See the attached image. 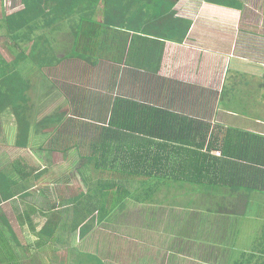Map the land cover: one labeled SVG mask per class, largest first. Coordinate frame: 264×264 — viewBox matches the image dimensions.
I'll return each instance as SVG.
<instances>
[{"label": "trees", "instance_id": "16d2710c", "mask_svg": "<svg viewBox=\"0 0 264 264\" xmlns=\"http://www.w3.org/2000/svg\"><path fill=\"white\" fill-rule=\"evenodd\" d=\"M18 2L19 8L11 13H4L0 6V35L14 44L9 45L10 52L18 51L10 53V63L4 61L0 66V96L13 101L19 92L14 79L18 64L31 62L38 70L63 62V69L70 66L67 64L80 66L87 82L66 84L47 79L54 91L61 90L69 100L68 112L74 118L67 114L63 119L48 118L34 145L48 154L76 152V163L68 173L55 176L52 184H65V188L78 176L84 188L67 196L58 187L64 196L52 193L53 203L44 198L50 200L44 206L43 199H25L30 195L27 178L30 175L37 181L48 170L37 175L34 167L25 170L22 175L27 186L18 185L21 195L17 200L24 209L20 221L29 230L27 246L17 236L10 240L0 232V264H22L35 249L48 248L46 257L52 253V244L69 254L60 264H110L104 261L109 251L103 250L102 242L94 241V248H99L95 254L77 247L89 245L98 228L118 225L121 218L116 212L123 211L130 200L151 203L154 188L176 176L212 173L216 177L206 176L202 181L215 185L229 175L233 187L263 191L264 138L233 130L216 133L211 122L202 120L206 116H200L206 109L181 104L190 101L189 86L172 81L163 72V62L177 58L175 50L181 48L197 6L204 2L233 7L237 0ZM61 36L69 51L64 58L57 45ZM26 45H31L29 50H21ZM12 68L14 77L7 72ZM186 107L193 108L194 115L186 114ZM216 151L221 152L220 157ZM18 170L23 169L16 168L13 176L3 180H13ZM136 181L138 188L131 189ZM51 213L61 215L62 222L49 232Z\"/></svg>", "mask_w": 264, "mask_h": 264}, {"label": "crops", "instance_id": "0c3cea01", "mask_svg": "<svg viewBox=\"0 0 264 264\" xmlns=\"http://www.w3.org/2000/svg\"><path fill=\"white\" fill-rule=\"evenodd\" d=\"M245 11L241 1L233 7L202 2L190 17V29L181 48L178 52L175 50L177 58L164 61L163 72L172 81L189 86L190 101L181 104H197L206 109L200 116H206L202 120L211 122L216 133L223 135L233 130L264 138V14L257 10ZM0 57V66L5 65L4 61L11 62ZM33 64L25 63L24 68L39 73ZM62 65L45 66L42 73L50 81L48 72L60 71L58 67ZM24 68L17 71L16 77L13 68L7 71L17 79L19 92L15 99L18 101L0 96V180L4 184H0V232L10 240L17 234L9 217L18 208L21 213L24 209L17 200L21 193L16 179H3L16 168H31L27 159H13L10 149L38 151L35 140L42 135L41 125L50 118H43L44 112L52 106V100L47 103V97L42 95L44 90L41 94L38 86L31 84V78L23 77ZM50 83L47 80L48 92L44 94L60 93L68 104L67 108L64 106L65 112L69 113V100L61 90L54 91ZM62 83L74 82L67 83L65 78ZM13 102L22 105L13 107ZM27 104L44 106L34 113L33 107ZM183 110L193 114L191 107ZM220 153L215 152L218 157ZM34 168L36 175L45 170ZM206 176L216 177L212 173H196L194 177L166 179L154 188L157 190L151 203L148 199L139 204L134 202L141 211L138 223L143 226L133 233L126 232L123 223L117 225L116 233H109L115 242L106 243L109 254L104 260H133L134 264H144V260H151L150 264H264V189L233 187L229 175L225 181L221 178L222 182L207 185L202 181ZM27 179L30 201L37 198L39 191L36 192L34 178L29 175ZM132 188H138L137 181L132 183ZM10 194L14 196L10 198ZM162 195L165 201H161ZM145 225L156 228L149 234L143 230ZM145 237L149 241L143 242ZM155 238L157 242L153 241ZM105 240L108 239L105 237ZM121 264L126 263L121 261Z\"/></svg>", "mask_w": 264, "mask_h": 264}, {"label": "rangeland", "instance_id": "374dc122", "mask_svg": "<svg viewBox=\"0 0 264 264\" xmlns=\"http://www.w3.org/2000/svg\"><path fill=\"white\" fill-rule=\"evenodd\" d=\"M237 1L242 2V8H244V10H246L245 12L250 13L251 11L257 10L258 12H261V14H264V0H237ZM0 6H1V9H4V10H2V11H4V13H11L12 10L19 8L20 3L18 2V0H0ZM62 38H65V37H62V36L58 37L59 40L57 41V45L60 47L59 51L62 52L59 55L60 58H64L65 54L69 52V51H66L67 45L65 44L64 40H62ZM9 45L13 46L14 44L11 43L10 41H8L7 37H3V35L1 34L0 35V55L4 56L7 60L12 59V57H10V53H14V51H15V50L14 51L11 50V52H10L9 51L10 50ZM30 46L31 45H26V46L22 47L21 50L27 51V50H29ZM17 52L18 51L16 50L15 54H17ZM18 65L19 66H15V68L19 72L20 69L24 68L25 64H18ZM67 65L68 66L70 65V66L67 68H64V69L61 66L58 67V69H60V71H58V70L57 71H54V70L49 71L48 75H49L50 79H53V80H59L60 79L63 82L64 77L62 76V72H61V70H63V72L66 76L65 78H66L67 83H73V82H76L79 80L84 82L87 80V78L85 77V75L82 72L83 70L80 68V66L78 64H67ZM33 66L36 67L35 64H33ZM73 67H78V70H75ZM69 68H70V70H69ZM38 71H39V73H35L33 69H25L24 68L23 70H21L23 77L25 79H28V77L31 78V80H30L31 84L38 86L41 94H42L43 90L45 93H47L48 92L47 91L48 85H47V79L45 78V74H44L45 72L42 73L43 70H38ZM47 71L48 70H46V72ZM30 73H33V74H31V76H30ZM57 83L59 85V82H57ZM44 92L42 95L47 97V99H48L47 103H50L52 100V106H50V108L46 112H44L43 118H44V116H47V118H48V116H50V118H52V116L56 115V116H60V119H63L66 114L68 115V118H70V119L74 118L73 114H71L70 112L69 113L65 112L68 104H65V100H63L64 97H62L60 93L53 92L51 94V96H49L47 94H44ZM15 101H18V100L15 99ZM44 104H45V102H44ZM44 104L39 105V106H37L36 104H31V105L27 104V106L33 107L34 113H36V112L41 111ZM12 105H13V107H19L22 104L13 102ZM61 105H63V107ZM64 106H66V108ZM42 141H47V137H43ZM10 151L12 153L11 156L13 159H20V160L27 159L30 167H38L39 170H41V167H44L45 169L48 170L47 173L45 175H43L44 178L42 180L36 181V184H35V187L37 190L36 192L39 191L36 197L40 200L43 199L42 202H44V204H43L44 206L47 205V203L50 201V200L46 201V200H44V198H50L52 203H53V197L51 196L52 193L59 196V195H63L62 191H64V193L67 196H70V195H73L75 193L78 194V190H77L78 188H84L81 181H80V178H78L76 172H75V175L77 176V179H75V180L72 179V181H70L71 183L69 185H66L65 188L63 186L65 184H61V185L52 184L54 182V179H56L55 176H59L60 174L64 173L65 171H67V173H68L69 169L76 163V160H77V153L76 152H73L72 154L68 155L67 153L63 154L60 152L51 151L48 154L47 152L44 153V151H42L41 149H38V151L34 150V149L23 150V149L14 148V147L11 148ZM16 172H17V175H15V178H14V179H16V182H17L16 185L27 186L24 184V176L22 175L23 173H25V170H18ZM160 184H162V182L159 183V185ZM38 187L43 188V189H39ZM58 187H60V190L62 189V191H58L57 190ZM66 189H68L69 192ZM140 192L143 196H146V191L143 192L141 190ZM41 193H44V195H41ZM163 197H164V195H162L161 201H165V199ZM25 199H28V196L25 197ZM158 199H159V196H158ZM140 213H141V211H140V209H138V205L136 203H134V201L131 202V200H130L129 203L126 204V208L123 211L116 212V215L121 218V221H119V222L117 221V224L119 225L120 223H123L124 229L126 232L133 231V233H134V229H137V228H140L143 226L141 223H138V219H140V217H139ZM20 217H23V216L21 214L20 208H18L14 212V215H10L9 219H10L11 224L14 226V228L16 230L17 238L22 242V244L25 247V246H27V241L25 242V240H26V234L28 232H24V230H27V226L24 223L22 224V221H20ZM48 219H49L50 225L52 227V229L47 228V231H49V232L54 229V226H56V224H58L60 222V220L62 222V216L61 215L58 216V214L56 216L55 213L49 214ZM261 222H263V221H261ZM112 226L114 227L113 229H112V227H110V229H106V230H101L100 228H98L95 231L94 236L92 237L93 239H91L89 241L90 242L89 245L86 243V244H83V245L77 247L76 242L74 243V245H76L77 248L80 247L85 251H88V252L95 254L96 252H94V250L95 249L97 250L99 248H94L95 244H93V243H94V241L98 240L99 242H102V244H105L103 247V250H105L106 243L108 241H112L111 236H109V233H116L114 231H117L116 230L117 225L112 224ZM154 228H156V227L146 226V229H143V230H145L147 233L150 234V232ZM104 237H106V239H108V240H105ZM148 239H150V238L145 237L144 239H142V241L145 242ZM153 241L157 242V239L155 238V239H153ZM112 242H115V241H112ZM139 245L143 246L141 244H139ZM149 245L152 246V243ZM149 245H148V247H149ZM51 248H52L51 249L52 253L48 252L46 254V257H45V253H46V249L48 250V248H42L41 250L35 249L34 251H31V252L29 251L28 256L30 255L31 259L24 258V260H22V264H43L44 262H45V264H60L63 260H66V258H67L66 256L69 255V254H67L68 252H66V254H65L64 251H60L59 246L52 244ZM109 248H111V246L108 247V249ZM126 259H129L128 255H127ZM30 260H36V261H30ZM69 261H71V260H69ZM104 261L109 262L110 264H121V260L120 261L119 260L118 261L117 260H104ZM126 261H128L126 264H128L130 261H132L131 264H134L133 260H126ZM150 262H151V260H144L145 264H150Z\"/></svg>", "mask_w": 264, "mask_h": 264}]
</instances>
